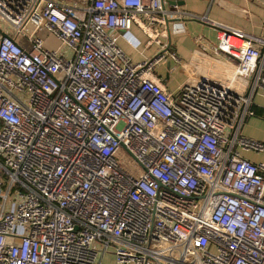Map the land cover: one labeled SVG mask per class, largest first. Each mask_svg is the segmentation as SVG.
Masks as SVG:
<instances>
[{"label": "built area", "instance_id": "1", "mask_svg": "<svg viewBox=\"0 0 264 264\" xmlns=\"http://www.w3.org/2000/svg\"><path fill=\"white\" fill-rule=\"evenodd\" d=\"M74 1L0 0V264H264V164L239 153L264 154L240 134L264 39L220 29L203 70L168 47L134 61L112 31L206 18Z\"/></svg>", "mask_w": 264, "mask_h": 264}, {"label": "crops", "instance_id": "2", "mask_svg": "<svg viewBox=\"0 0 264 264\" xmlns=\"http://www.w3.org/2000/svg\"><path fill=\"white\" fill-rule=\"evenodd\" d=\"M174 1L168 0L166 10ZM182 5L177 9L206 18L207 22L198 19L184 18L182 31L178 33L166 32L164 19L151 20L147 16H137L128 32L115 30L111 35L116 38L117 44L134 61L150 58L166 49L175 52L179 60L190 67H195V61L205 56V52L215 47L217 31L223 28L239 30L243 33L264 39V0H180ZM204 64L208 61L204 57ZM220 68L225 66L222 58L219 59ZM200 62V61H199ZM169 63L158 66L155 76L170 93L176 92L185 82H176L178 77H185L177 71L170 70ZM165 75V76H164ZM174 77L171 83L170 77ZM170 86V88H169ZM251 106L255 115L247 117L241 127L243 137L264 142V88L256 89L252 94ZM242 158L255 163L264 164V154L253 151L239 150Z\"/></svg>", "mask_w": 264, "mask_h": 264}, {"label": "rangeland", "instance_id": "3", "mask_svg": "<svg viewBox=\"0 0 264 264\" xmlns=\"http://www.w3.org/2000/svg\"><path fill=\"white\" fill-rule=\"evenodd\" d=\"M73 2H76V1L73 0ZM0 29H2L7 35H9L12 38L15 36L14 29L8 23H6L5 21H3L1 18H0ZM172 65H173V62L170 61L168 67H171ZM170 79H171V83H172L174 81V77L171 76ZM184 80H185L184 78H179L178 77L177 81L176 82H173V83H178L179 84L180 81L183 82ZM169 88H170V86H169ZM122 153H125V152L124 151H121V156H122ZM127 157H129V156L126 154V156H124V157L121 158V160L119 161L120 166L123 167V166L126 165L125 164V160H126Z\"/></svg>", "mask_w": 264, "mask_h": 264}, {"label": "water", "instance_id": "4", "mask_svg": "<svg viewBox=\"0 0 264 264\" xmlns=\"http://www.w3.org/2000/svg\"><path fill=\"white\" fill-rule=\"evenodd\" d=\"M161 1V5L163 8H165V5L167 4L168 0H160ZM171 1H174L173 4L170 5V8H175V7H178V6H181L182 4L180 2H177V1H180V0H171ZM172 22V20L170 19H166L165 23H166V27L167 29L169 28V25L170 23ZM3 37H6V35L4 33H0ZM263 52V50H261V53Z\"/></svg>", "mask_w": 264, "mask_h": 264}, {"label": "trees", "instance_id": "5", "mask_svg": "<svg viewBox=\"0 0 264 264\" xmlns=\"http://www.w3.org/2000/svg\"><path fill=\"white\" fill-rule=\"evenodd\" d=\"M250 111L252 112V115H255L256 114V111L253 109L252 106L250 107Z\"/></svg>", "mask_w": 264, "mask_h": 264}]
</instances>
